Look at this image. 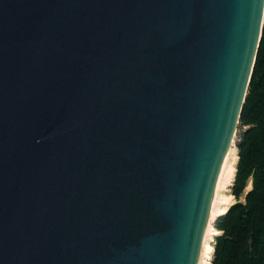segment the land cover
Instances as JSON below:
<instances>
[{
  "label": "water",
  "instance_id": "obj_1",
  "mask_svg": "<svg viewBox=\"0 0 264 264\" xmlns=\"http://www.w3.org/2000/svg\"><path fill=\"white\" fill-rule=\"evenodd\" d=\"M264 0H0V264H199Z\"/></svg>",
  "mask_w": 264,
  "mask_h": 264
},
{
  "label": "trees",
  "instance_id": "obj_2",
  "mask_svg": "<svg viewBox=\"0 0 264 264\" xmlns=\"http://www.w3.org/2000/svg\"><path fill=\"white\" fill-rule=\"evenodd\" d=\"M239 124L244 131L232 189L238 201L217 218L211 264H264V24Z\"/></svg>",
  "mask_w": 264,
  "mask_h": 264
},
{
  "label": "bare ground",
  "instance_id": "obj_3",
  "mask_svg": "<svg viewBox=\"0 0 264 264\" xmlns=\"http://www.w3.org/2000/svg\"><path fill=\"white\" fill-rule=\"evenodd\" d=\"M233 145H234V141L232 143L231 149H232ZM231 149H230V151H231ZM230 151H229V153H228V155L226 157V160L224 162V165H223V168H222V171H221V174H220V178H219V181H218L216 194H215L213 205H212V209H211L210 220H209L208 227H207V230H206V234H205V237H204L203 249H202V253H201V256H200L199 264H203L204 251H205L206 245H207L205 240H206V235L208 233V228L210 226L211 220L214 221L218 217L225 215L227 213L229 207H230V204H231V198L229 196H224L222 198H218L216 196L217 192H218V188L220 187V182H222V179H223L222 186L226 187V188L227 187H232L233 186V182L235 180L236 166H237V162H238V157L237 156L234 157L232 162L228 164L229 158H230L229 157ZM219 233L220 232L217 231L215 233V235H219ZM207 249L209 250L210 253H214V251H215L213 246H208Z\"/></svg>",
  "mask_w": 264,
  "mask_h": 264
},
{
  "label": "rangeland",
  "instance_id": "obj_4",
  "mask_svg": "<svg viewBox=\"0 0 264 264\" xmlns=\"http://www.w3.org/2000/svg\"><path fill=\"white\" fill-rule=\"evenodd\" d=\"M244 131V128L240 126V124L238 125V129H237V132H236V135L234 137V145L230 151V154H229V163L232 162V160L234 159V157H238V162H239V155H238V148H237V145L240 141V138H241V134L242 132ZM228 161V160H227ZM237 162V164H238ZM236 175H237V166H236V174H235V180L233 182V186L235 184V181H236ZM221 181V180H220ZM223 184V179H222V182H220V187L218 188V192H217V197L218 198H222L224 196H229L231 198V204H230V207L233 206L234 204L237 203V199L235 198V196L233 195V192H232V189H233V186L232 187H223L222 186ZM252 188V185L249 183L248 185V188L247 190L245 191L248 192L250 189ZM227 189V190H226ZM244 197L241 198V201L244 202ZM229 207V208H230ZM229 210V209H228ZM216 220L210 222V226L208 228V233L206 235V249L204 251V258H203V264H211L212 260H213V255L214 253H210L209 250L207 249L208 246H213L215 245V239L218 235H215V233L218 231L216 228H215V225H216ZM219 232V231H218ZM220 235V233H219Z\"/></svg>",
  "mask_w": 264,
  "mask_h": 264
}]
</instances>
